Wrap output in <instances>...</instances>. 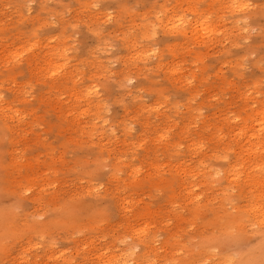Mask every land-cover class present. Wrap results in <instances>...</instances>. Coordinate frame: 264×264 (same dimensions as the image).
<instances>
[{"label": "rangeland", "instance_id": "374dc122", "mask_svg": "<svg viewBox=\"0 0 264 264\" xmlns=\"http://www.w3.org/2000/svg\"><path fill=\"white\" fill-rule=\"evenodd\" d=\"M91 2L38 0L29 9L28 0H0V186L54 184L56 199L76 201L73 219L83 229L80 236L72 228L53 232L44 241L21 231L0 252V264H111L127 251L113 241L124 231L145 239L132 257L140 264H222L235 253L241 259L258 254L264 241V213L254 210L264 205V0H251L255 7L241 25L255 28L251 34L234 28L241 13L218 22L223 12L215 0H178L173 10L189 17L185 31L160 33L162 56L147 65L136 61L135 68L130 41L114 38L158 5L101 0L91 8ZM131 9L135 14L126 15ZM108 39L117 50L97 53ZM73 44L62 75L51 77ZM117 55V80L130 71H154L137 79L131 95L111 82L98 89L112 104L107 118L115 135H97L96 98L82 97ZM121 98L123 106L113 103ZM128 123L135 129L130 134ZM100 184L102 199L86 195ZM127 201L135 205L131 214L121 208ZM38 203L35 195L20 202L19 219ZM16 205L15 196L0 199V208ZM101 210L105 222L98 224Z\"/></svg>", "mask_w": 264, "mask_h": 264}, {"label": "clouds", "instance_id": "9594fccd", "mask_svg": "<svg viewBox=\"0 0 264 264\" xmlns=\"http://www.w3.org/2000/svg\"><path fill=\"white\" fill-rule=\"evenodd\" d=\"M38 0H28V7L31 9ZM48 2V0H45ZM101 0H92L90 7L98 8ZM137 4L147 3L148 0H136ZM178 0H151V3L154 6L152 11L139 17V22L135 21L129 27L128 31L123 35H118L114 39H119L122 41H130L126 46H129L136 50V54L130 57V61L133 62L135 68L136 61H142L145 65L149 61H157L162 56V49L157 44L160 33L166 32L172 35L183 33L185 25L188 24L189 17L183 13L177 14L173 8ZM203 2V0H201ZM216 3L221 5V11L223 15H220L218 22H223L229 15L233 13L243 14L242 19H235L234 28L241 29V25H247L248 23V13L250 9H253L255 5L251 0H215ZM126 15L132 16L135 14V9L124 10ZM214 13H209L204 17L205 21H208L213 17ZM112 20V14H108V20L105 23ZM73 28L77 27L72 25ZM245 33H254L255 28L249 29L248 27H243L241 29ZM138 32V35H134ZM94 35H99V32H94ZM210 35V33H206ZM238 34V33H237ZM228 33H225V37ZM74 39V38H73ZM217 42H219L222 37L220 33H216ZM137 41L144 42V46L140 47ZM226 42V40H225ZM247 43V40H245ZM36 47L35 44L32 47L25 49L24 52H21L19 55L13 57V63L20 64L23 57H26L27 53L32 51V48ZM75 50V45H71L64 49L61 53L63 57V62L55 69V71L50 70L51 77H57L62 75L61 69L65 68L68 65V53ZM117 50V46L114 43L113 39L105 40L103 46L97 47L96 52L101 54H110ZM121 60L119 55L114 58L107 60V66L103 67L100 76L94 81L92 86L83 93L82 98L95 97V120L98 123L95 124L97 129L96 134L100 135L104 132L111 133L115 135V129L110 126V121L107 118L110 115V109L112 104L105 101L102 97L101 91L98 89H104L106 85L111 82L116 85L118 90H126L128 95H131V88L136 83L137 79L144 75L147 78L145 72H153L154 69L151 67L146 68L145 72L130 71L125 74L122 79L117 80L116 73L112 69L117 65ZM81 76L77 75L76 80L79 81ZM188 85L193 84L192 79L187 80ZM3 85H0L2 87ZM143 91L142 89L140 90ZM63 99V97H60ZM133 100H139L141 97L139 95L132 96ZM0 100H3V94L0 93ZM91 103V101H90ZM113 103L120 104L123 106V98L113 101ZM177 112L180 110V105H174ZM108 126V127H105ZM134 124L128 123L125 131L126 133H132L134 131ZM227 160V157H223ZM107 170V169H105ZM139 170H137L138 172ZM121 175V172L117 170L115 176L118 178ZM221 173L219 170L216 171V177H219ZM105 186L100 184L98 186H93L90 188L89 192L86 193L88 196L103 198L102 192L104 191ZM124 189H122L123 191ZM33 195L38 198V207H36L32 213L29 214L23 220L19 219L18 213L20 211L19 203L25 199H30ZM8 196H15L17 205L15 209L9 208L7 206L0 208V252H2L10 240H12L19 232L21 231H31L39 235L41 241L45 240L46 236L51 235L53 232L63 231L68 228L75 230V235H82L83 229L79 228L75 224L73 219L74 213L76 211L75 200H58L56 199V188L54 184L51 183H28L19 185L16 189L12 191L6 190L3 186H0V199L6 198ZM135 207L134 202L127 201L124 204H121V208L124 213L131 214L132 209ZM96 219L98 224H103L104 217L102 210L97 213ZM261 224H264V220L261 221ZM253 228L256 225H252ZM235 229H230L228 232L224 233L220 239L221 241L227 239ZM260 235L264 237V232H261ZM153 239H159V237H154ZM113 241L116 245L126 248L127 251L121 253L122 259L118 258L111 262V264H140V262L132 259L138 251V244L144 243L145 239L140 236V234L135 232L124 231L117 235L113 236ZM57 246V241L52 239L49 243V247L55 248ZM39 247V245H37ZM211 251L213 254L216 253V249L212 248ZM244 256L243 253H235L232 257H229L227 260L223 261L222 264H264V241L261 242L259 247L258 254L250 253L247 258L241 259ZM150 264H156L155 261H151ZM202 264H209V260L205 259L202 261ZM212 264H216L215 261Z\"/></svg>", "mask_w": 264, "mask_h": 264}, {"label": "bare ground", "instance_id": "6f19581e", "mask_svg": "<svg viewBox=\"0 0 264 264\" xmlns=\"http://www.w3.org/2000/svg\"><path fill=\"white\" fill-rule=\"evenodd\" d=\"M186 27V26H185ZM186 28H184L185 31ZM255 211L264 213V205H258L257 208H254ZM261 215V214H260Z\"/></svg>", "mask_w": 264, "mask_h": 264}]
</instances>
